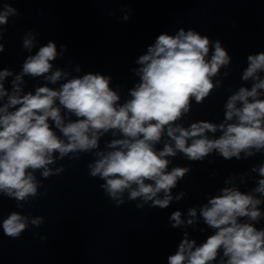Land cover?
<instances>
[{"label":"clouds","instance_id":"clouds-1","mask_svg":"<svg viewBox=\"0 0 264 264\" xmlns=\"http://www.w3.org/2000/svg\"><path fill=\"white\" fill-rule=\"evenodd\" d=\"M19 15L9 3L0 7V41L3 26ZM130 18L125 11L121 19ZM38 43L37 34L30 30L22 47L32 53ZM4 50L0 43V53ZM66 51L67 45L61 44L58 52L49 40L26 57L19 73L0 69V195L14 199L17 207L39 195L43 184L37 172L44 179L60 175L65 167H57V162L78 160L81 154L93 156L88 174L103 181L100 187L116 206L126 202L127 194L129 201H142L137 208L149 204L163 210L186 195L172 192L191 172L189 166L169 168V157L179 153L189 161L202 162L216 153L224 160L239 161L264 152V51L247 56L241 79L251 81V87L241 86L228 96L223 122L200 120L188 127L178 121L190 113L193 101L202 104L221 86L214 79L231 64L232 57L219 39L184 28L174 35L159 34L146 54L136 59L140 67L130 69L139 82L123 102L111 87V75L73 76L69 70H53V62ZM72 71L81 73L82 68L77 65ZM26 76L42 77L45 84L25 92ZM9 77H13L10 90ZM218 131V138H209L208 133ZM108 134L112 138L101 148V138ZM162 141L163 147L158 148ZM251 171L257 173L256 186L249 192L223 187L219 195L211 196L199 214L214 231L199 245L185 232L178 249L167 256V264H264V227L256 226L264 219V163ZM187 215L185 221L181 211H173L171 227L193 225L197 209L189 208ZM43 219L13 211L2 221L3 232L19 238L29 222L39 227Z\"/></svg>","mask_w":264,"mask_h":264}]
</instances>
